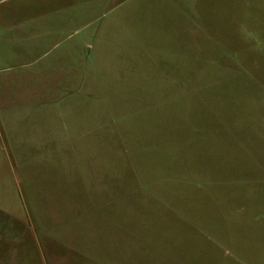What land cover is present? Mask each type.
I'll return each mask as SVG.
<instances>
[{
	"label": "rangeland",
	"instance_id": "374dc122",
	"mask_svg": "<svg viewBox=\"0 0 264 264\" xmlns=\"http://www.w3.org/2000/svg\"><path fill=\"white\" fill-rule=\"evenodd\" d=\"M0 264H264V0L0 1Z\"/></svg>",
	"mask_w": 264,
	"mask_h": 264
},
{
	"label": "crops",
	"instance_id": "0c3cea01",
	"mask_svg": "<svg viewBox=\"0 0 264 264\" xmlns=\"http://www.w3.org/2000/svg\"><path fill=\"white\" fill-rule=\"evenodd\" d=\"M0 1H3V0H0ZM231 5H235V3H234V2H232V3H231Z\"/></svg>",
	"mask_w": 264,
	"mask_h": 264
}]
</instances>
